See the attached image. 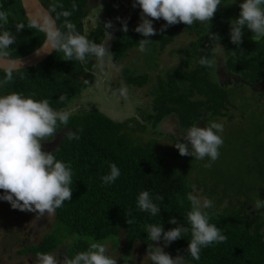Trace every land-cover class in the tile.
<instances>
[{"label": "trees", "instance_id": "16d2710c", "mask_svg": "<svg viewBox=\"0 0 264 264\" xmlns=\"http://www.w3.org/2000/svg\"><path fill=\"white\" fill-rule=\"evenodd\" d=\"M74 2L77 5L75 10L72 8ZM41 3L47 10L56 5L57 13L70 11L72 15L68 20L81 35L98 44L103 43L105 26L99 25L85 35L84 20L90 13L89 0H41ZM0 8L9 13L5 29L22 37L8 50L7 58L24 57L44 43L45 34L29 27L31 22L25 16L20 0H0ZM239 12L240 8L224 0L209 24L197 21L187 26L178 23L153 35V41L147 45V50L156 59L178 30L195 38L190 41L188 49L177 51L182 56L176 67L162 71L165 72V77L156 75V83H153L149 92L151 101L148 110L140 114L143 124L135 118L115 122L98 110L70 115L66 126L58 122L55 133H65L56 150L51 153L57 160L71 166L72 200L65 201L56 209L54 230L45 235L38 245L20 250V255H32L36 258L39 253L52 254L70 240L71 245L66 249V255L70 258L78 252L86 251L94 242H111L113 249L124 245L122 252L125 256L119 258L118 264L133 263L129 255L136 244L147 252L150 243L145 232L147 225L161 223L165 231L180 224L190 227L185 218L191 210L188 195L192 194L195 181L199 186H204L206 194L214 196L213 207L204 211L208 212L210 223L215 224L226 238L221 243L202 248L198 261L193 260L187 252L188 242L191 240L190 231L184 233L182 239L171 243L165 251L171 256H183L185 264H264V221L259 216L260 211L256 214L245 213L248 203L241 191L235 194L221 182H214L213 185L202 182L200 185V179L192 181L170 164V161H180L174 151L161 155L156 138L153 141L141 138V135L162 136L164 132L160 131V125L171 116L178 119L183 129L188 130L202 121L205 113L217 118L226 116L229 107L239 110L232 91L221 86L213 73V53L217 50L222 55L221 65H225L228 71L237 74L242 80L249 75L260 74L251 82H234V85L244 86L257 93L258 102L261 103L264 89L254 91L252 86L264 83V72L261 73L264 70V41L254 42L251 40V32L244 29L243 43L239 47L230 42L229 21L238 17ZM57 13H52L53 17ZM64 19L60 17L56 23L57 27L66 31L63 28ZM162 21L166 24V21ZM17 22L25 25L19 32L16 31ZM18 33L20 35H16ZM212 34L219 39L213 41ZM143 39L146 38L133 30L117 33L111 46L114 57L119 49L121 53L140 49V41ZM205 55L210 60L209 66L200 63ZM92 58L95 57H87L84 62L64 60L63 53L54 52L36 67L15 71L13 80L0 89V94L17 92L36 100L47 99L54 109L67 110L82 91L95 83ZM157 67L158 63L153 59V69L156 70ZM4 75L5 71L0 70V79ZM122 80L128 86L142 89L151 83V76L148 73L138 74L135 69H125ZM62 95L66 99L59 102ZM231 118L232 116L229 117ZM241 125L242 123L238 124V135L230 138V144L233 145L239 139L242 140V149H253L249 154L255 163L252 166L254 174L264 183V140L242 139L245 136L240 135V131L243 133ZM71 134L78 135L79 139H69ZM45 140L50 141L52 137ZM245 158L249 161L246 156L243 160ZM112 164L117 165L121 175L115 183L105 185L101 177L109 173ZM142 191H149L153 198L163 197L162 201H154L161 208L160 215L151 216L137 208V196ZM228 191L230 194H227ZM226 197L236 199L237 208L220 210L214 207L215 203ZM173 217L178 225L168 223ZM128 220H131V224Z\"/></svg>", "mask_w": 264, "mask_h": 264}, {"label": "clouds", "instance_id": "9594fccd", "mask_svg": "<svg viewBox=\"0 0 264 264\" xmlns=\"http://www.w3.org/2000/svg\"><path fill=\"white\" fill-rule=\"evenodd\" d=\"M236 0H232V4ZM224 4V0H133L132 6L139 7L140 23L135 31L147 38L157 34L153 26V20L163 19L167 26L184 23L187 26L195 22H209L214 17L218 8ZM63 7V5H59ZM77 8L76 3L72 5ZM238 17L229 21V39L237 47L243 43L244 29L251 32V40L256 43L264 41V0H242L239 4ZM57 13V6L53 5L48 10L38 13L39 18H33L29 27L35 28L45 34V41L37 54L42 52H61L64 60L84 62L87 57H95L98 66L102 67L104 58L109 54L106 44L90 41L81 35L76 26L68 20L72 15L70 11ZM63 17V28L57 27L56 21ZM152 18V19H149ZM9 22V13L0 8V60L8 57V50L16 43V36L12 31L6 30L5 25ZM106 27L111 28L109 23ZM25 28L23 23L16 24V31ZM123 30L127 31V22H123ZM211 39H219L215 34ZM149 39L140 41L141 51L147 50ZM200 63L210 65L207 55L203 56ZM22 65L21 60H5L3 67L5 75L0 79V89L13 80L14 72ZM65 96L59 97L63 102ZM70 114L63 109L57 110L51 107L49 100H36L25 97L20 93L11 92L6 95L0 94V201L8 202L13 209L30 211L44 214L55 213L65 201L72 200V169L63 161L57 160L52 153L42 150V141L53 136L60 125L69 123ZM223 126L212 122L204 127L194 125L187 133H182L185 142L176 143L181 156H192L198 160L208 158L207 165L219 158L220 146L223 139L220 133ZM69 139H79L76 134H71ZM121 172L117 165H110L108 174L101 177L103 184L115 183ZM155 200H163L162 196H153L149 191H142L137 196V208L149 213L151 216L160 215V207ZM191 210L187 212L186 221L190 227L180 224L165 231L163 225L149 224L146 226L147 240L150 241L147 249V257L151 264H184V257L173 258L164 249L171 243L182 239L183 234L190 231L191 240L188 242L187 252L193 260L200 259L202 248L225 240L224 234L215 225L210 223L208 212L213 202L201 199L189 194ZM255 209H264V199L257 198ZM131 224V220H128ZM169 224L178 225L173 217ZM152 242H155L152 243ZM162 245V246H161ZM36 264H117V260L108 254L104 245L92 243L86 251H81L73 257L65 258L61 262L56 255L39 253Z\"/></svg>", "mask_w": 264, "mask_h": 264}, {"label": "rangeland", "instance_id": "374dc122", "mask_svg": "<svg viewBox=\"0 0 264 264\" xmlns=\"http://www.w3.org/2000/svg\"><path fill=\"white\" fill-rule=\"evenodd\" d=\"M228 2L232 3V0H228ZM236 2L237 4L233 3L232 5L239 8L242 0L240 2L236 0ZM132 4L133 0H89L88 7L90 13L84 20L85 35L87 36L91 31H94L99 25L106 27L110 23L112 27L104 29L105 37L103 41V44H106L109 50V54L104 58L102 67L98 66L96 58H92L94 60L93 74L95 75V83L89 85L67 107L66 111L70 115L98 110L115 122H123L130 118H135L140 124H143L140 114L148 110L151 101L149 92L153 83H156V75L161 74L165 77V72L162 73V71L176 67L181 60L182 55L177 53V51L190 47L189 42L195 36H189L183 30H178L165 50L157 56V59L152 57L151 51H141V49L125 50L126 53H121L119 49V53L114 57L111 50L112 42L117 33L126 32L123 30V22H127V31H135V27L140 23L142 10L139 7L134 8ZM164 25L166 24L162 19L153 20V26L156 31L162 30V26ZM21 39V35L16 36L17 41ZM146 39L152 42L153 36ZM153 59L158 63L156 70L153 69ZM125 69H135L138 74H150L151 83L142 89L126 85L122 80ZM263 72L264 70L261 73ZM259 76L260 74L249 75L243 81L251 82ZM229 89L232 91L233 98L237 100L239 110L229 107L227 113L232 116L231 120L221 118L217 122L222 124L227 132L224 134L220 133L223 144L219 149V158L211 162V167L207 166L210 162L208 158L198 160L192 156H181L174 145L184 141H180L176 137L173 138L164 133L158 137L141 135V138L145 141H153L156 138L158 140L157 149L161 155L170 150L174 151L173 153L179 158L178 160L183 163L174 160V158L172 159L174 161H170V164L176 166V169L180 173L190 177L192 181L198 178L200 179V185L202 182L209 185H213L214 182H221L235 194L241 191V195L248 203V210L245 213L256 214V212L260 211L259 216L264 221V209L257 210L254 207L257 198L264 199V183L254 174L255 170L253 167L255 163L249 154V151H253V149H242L240 145L242 140L239 139L235 143L232 142L233 145L230 144L231 132L235 129L236 124L240 123H242L240 130L243 129V133L240 131V135L245 136L242 139L251 140L252 138H260L264 140V102L259 104L257 93L251 92L244 86L233 85ZM237 131L239 130L237 129ZM64 133V131L54 133L51 136L52 140L42 141V150L47 153L56 150L59 140ZM245 156L249 158V161L246 158L243 160ZM174 162H176V165ZM193 188L192 195L202 200L206 198L214 201V196L206 194L204 186H199L194 181ZM2 194V190H0V195ZM227 194H230V192L228 191ZM236 204V199L226 197L215 203L214 207L220 208V210L228 207L237 208ZM38 216H44L48 219L43 221L41 219L40 227L37 226ZM54 222L55 213L39 214L26 210L21 211L13 209L6 201H0V264H36V259L31 255L21 256L18 252L29 245L39 244L45 235L54 230ZM35 231L37 232L35 233ZM99 244L106 247L108 254L117 260V264L119 258L125 256L122 252L124 245L123 247L119 246L117 249H113L111 242ZM69 245H71V241L67 240L63 246L52 254L56 255L63 262L67 257L66 249ZM172 257L176 258L175 256ZM129 258L133 263L128 264H151V261L147 257V252L143 251L138 244L132 249Z\"/></svg>", "mask_w": 264, "mask_h": 264}, {"label": "water", "instance_id": "95a60500", "mask_svg": "<svg viewBox=\"0 0 264 264\" xmlns=\"http://www.w3.org/2000/svg\"><path fill=\"white\" fill-rule=\"evenodd\" d=\"M20 1L22 4L24 14L30 22H32L33 18H37V19L39 18L38 13H41L43 10H47L43 6V4L41 3V0H20ZM42 45L36 51H34V52L24 56V57L17 58V59H11V60H21L22 61L23 66H21L17 71L36 67L39 64H41L42 62H44L47 58H49L55 52L53 50L51 52H42L40 54H37L38 50L42 47ZM7 59H9V58H5V59L0 60V65H3L5 60H7ZM219 66L215 69L216 76L219 80L224 79L225 81L226 80L228 81V80L232 79V80H234V82H243V80L239 76H235V75H232L231 73H227L225 71V68L219 67ZM0 70L5 71L3 67H0ZM252 89L254 91H262L264 89V83H260L256 86H252ZM197 125H198V127H201V125H199V124H197ZM160 131L164 132L165 134L175 136L179 140L184 141L183 136H182L183 132L179 128L178 122L172 116L167 118L166 120H164L161 123Z\"/></svg>", "mask_w": 264, "mask_h": 264}, {"label": "flooded vegetation", "instance_id": "af4514ba", "mask_svg": "<svg viewBox=\"0 0 264 264\" xmlns=\"http://www.w3.org/2000/svg\"><path fill=\"white\" fill-rule=\"evenodd\" d=\"M113 1V0H112ZM112 3V2H111ZM190 43V42H189ZM206 46H209V45H207L206 44ZM209 48H210V46H209ZM218 51V50H217ZM217 51H215L214 53H213V57H214V60H213V62H212V70H213V73H214V75H215V77H216V71H215V69L220 65V64H222L223 62L221 61V57H222V55H220ZM219 67H223V68H225V71L227 72V73H231L232 75H235V76H238L237 74H233V72L232 71H228L227 70V67L225 66V65H220ZM217 77H216V81H217ZM218 83L221 85V86H223V87H225V88H232L233 87V85H234V80H232V79H230V80H219L218 79ZM261 102H264V97H262V100H261ZM227 115L226 116H224V117H217V118H214V117H211L210 115H208V114H204L203 116H202V121H200V122H198V123H196L195 125H197V124H199V125H201V127H204L206 124H210V123H212V122H218V120H220L221 118H227V119H229V117L231 116L229 113H226ZM216 121H215V120ZM177 121H178V119H176ZM229 120H231V119H229ZM178 124H179V128L182 130V132L183 133H187V131L188 130H186V129H183L182 127H181V125H180V122L178 121ZM231 128V127H230ZM237 128H238V124H236V127H235V129L234 130H232V132H231V137H233V136H237L238 135V132L239 131H237ZM229 129V128H228ZM227 131H225V129L223 128V132L221 133V134H224V133H226ZM170 136V135H169ZM170 137H173V138H175V136H170ZM177 138V137H176ZM178 139V138H177ZM181 141V140H180ZM185 142V141H184ZM2 193H4V190H2ZM39 218H38V220H37V226L38 227H40L41 226V219H42V221L43 220H48L47 218H45L44 216L43 217H41V216H38ZM37 231H35V233H36ZM36 238H38V236H36ZM44 238V237H43ZM40 243V242H39ZM38 245V244H37ZM30 246V245H29ZM27 248V247H26ZM25 249V248H24ZM22 250V249H21ZM21 256H23V255H21ZM28 256V255H27ZM32 256V255H31ZM33 257V256H32ZM34 259H36L35 257H33Z\"/></svg>", "mask_w": 264, "mask_h": 264}]
</instances>
